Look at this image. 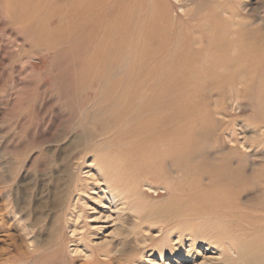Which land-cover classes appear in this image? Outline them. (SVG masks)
Instances as JSON below:
<instances>
[{
	"label": "rangeland",
	"instance_id": "1",
	"mask_svg": "<svg viewBox=\"0 0 264 264\" xmlns=\"http://www.w3.org/2000/svg\"><path fill=\"white\" fill-rule=\"evenodd\" d=\"M67 1L0 0V264H235L224 257L226 242L215 241L207 226L192 225L197 238L183 236L180 242L178 234L167 233L159 224L141 225L132 212L125 215L126 206L110 203L112 190L106 187L101 165L110 156L92 148L75 124L83 111L92 110L95 92L76 97L68 79L97 64L98 58L86 55L95 42L76 38V26L58 15L67 8L74 13L72 0ZM166 1L167 37L180 42L185 28L198 30L200 20L209 19L211 27L244 20L248 29L264 36V0ZM121 2L122 16L135 21L134 0ZM140 51L137 47L132 52ZM121 61L109 70L131 69L129 58ZM262 78L242 79L233 87L238 93L225 86L221 94H206L213 111L203 119H196L192 109L185 113L187 120H197L187 131L202 129L199 150L210 156L205 159L230 155L244 171L242 193L233 199L241 207H235L237 213L246 210L253 218L264 205V198L258 197L264 178L256 179L264 176ZM188 97L191 103L193 94ZM250 99L261 107L254 108ZM92 127L102 132L105 125L90 122ZM161 192L150 193L152 198L144 203L161 200ZM138 211L142 216L146 209Z\"/></svg>",
	"mask_w": 264,
	"mask_h": 264
},
{
	"label": "bare ground",
	"instance_id": "2",
	"mask_svg": "<svg viewBox=\"0 0 264 264\" xmlns=\"http://www.w3.org/2000/svg\"><path fill=\"white\" fill-rule=\"evenodd\" d=\"M105 1L72 0V15L69 8L57 13L76 26V38L95 42L86 55L98 58L97 64L86 74L75 72L68 79L76 97L95 92L92 110L76 116L75 124L89 139L85 141L93 143L92 148L105 150L103 154L110 156L105 160L104 155L105 163L101 164H105L106 187L112 190L110 203L126 206L125 215L132 212L141 225L159 224L167 233L178 234L180 242L183 236L197 238L192 235V225L207 226L215 241L226 242V260L264 264V205L254 218L244 214L245 209L236 212L239 206L233 198L242 193L247 176L235 158V165H230V155L205 159L207 155L199 150L204 143L202 129L187 131L186 126L195 125L197 120H187L185 114L192 109L196 119H203L213 111L204 100L206 94L213 97L225 86L233 91L247 78L264 77V36L248 29L244 20L233 19L224 28L222 24L211 27L209 19L200 20L198 30L185 28L180 42L167 37L166 0H134L132 5L138 10L135 21L122 16L121 0H110L106 7ZM137 47L140 53L132 52ZM122 57L129 58L131 69L111 72L109 66L122 64ZM250 102L256 109L261 107ZM90 122L104 123L105 127L97 132L88 128ZM159 188L163 191L161 200L147 206L144 200L152 198L150 193ZM262 191L258 196L261 201L264 188ZM142 206L146 212L139 216Z\"/></svg>",
	"mask_w": 264,
	"mask_h": 264
}]
</instances>
